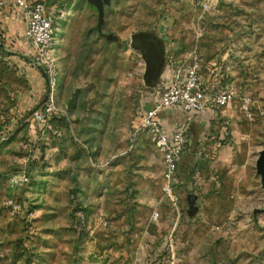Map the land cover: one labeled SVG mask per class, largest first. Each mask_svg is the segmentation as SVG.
Masks as SVG:
<instances>
[{
  "label": "rangeland",
  "instance_id": "1",
  "mask_svg": "<svg viewBox=\"0 0 264 264\" xmlns=\"http://www.w3.org/2000/svg\"><path fill=\"white\" fill-rule=\"evenodd\" d=\"M45 1L60 109L37 121L20 108L14 5L0 0V264H264V0H104L101 20L89 0ZM138 30L162 36L156 80ZM192 53L203 81L235 94L187 134L168 181L134 118Z\"/></svg>",
  "mask_w": 264,
  "mask_h": 264
},
{
  "label": "built area",
  "instance_id": "2",
  "mask_svg": "<svg viewBox=\"0 0 264 264\" xmlns=\"http://www.w3.org/2000/svg\"><path fill=\"white\" fill-rule=\"evenodd\" d=\"M12 4L14 8L23 11L26 19L24 37L32 49L29 61L41 65L46 75V96L30 113L37 121L45 120L60 109L56 103L59 69L55 51L54 14L45 0H12ZM234 94L233 87L228 85H206L201 76L200 57L197 53H192L184 67L173 70L158 98L138 114L131 138L142 132L150 137L162 158L163 177L169 181L175 174L179 155L187 143V120L206 107H221ZM245 99L247 102L248 97ZM165 105H177L185 112L186 121L179 123L171 131L162 126L158 115ZM219 142L218 140L217 145ZM129 146H132V142ZM168 181L164 187L170 189ZM78 213L82 215V210H78Z\"/></svg>",
  "mask_w": 264,
  "mask_h": 264
},
{
  "label": "crops",
  "instance_id": "3",
  "mask_svg": "<svg viewBox=\"0 0 264 264\" xmlns=\"http://www.w3.org/2000/svg\"><path fill=\"white\" fill-rule=\"evenodd\" d=\"M11 9H12L11 12H8L6 15H4L3 18L9 24L13 22L14 25L16 26L11 28L8 31V33L13 38L14 42H18L19 51L9 54L8 57L11 60H13L12 62L16 67V72L21 73L22 76L27 79L28 86L22 89V91H20L19 93L21 97L20 108L25 110L26 107H29L31 108L30 109L31 112V110L35 106H38L43 100V96L46 91L47 80L42 66L40 67V65L33 64L29 61V57L31 55L32 49L29 46L28 40L24 37L26 19L23 11L18 8H11ZM28 51L30 53H28ZM166 73L164 72L162 73V75ZM169 74H171V72ZM168 76L164 77L163 80L166 81L163 82V86L168 83L169 81ZM204 83L209 86L215 85L214 83H212L207 79L204 80ZM159 93L153 94L152 91L146 92L145 98L147 100V104L144 105V108L150 106L154 102V100L158 98ZM219 110H220L219 107H206L203 110L197 111L191 119L187 120V124H188L187 134L192 133L194 131L195 125H201L215 118H219V116H221ZM158 115L162 126L169 131H171L179 123L186 121L185 112L177 105H165L159 110ZM136 118L137 116L134 119L136 120ZM137 136L138 134L135 137ZM182 152L179 155L178 161L181 158Z\"/></svg>",
  "mask_w": 264,
  "mask_h": 264
},
{
  "label": "water",
  "instance_id": "4",
  "mask_svg": "<svg viewBox=\"0 0 264 264\" xmlns=\"http://www.w3.org/2000/svg\"><path fill=\"white\" fill-rule=\"evenodd\" d=\"M94 2L98 7L99 20L102 19L104 11V0H89ZM161 35L155 34L148 30H138L131 33L130 44L141 50V53L146 62V72L151 69V74L148 79L156 80L161 66L163 64V53H162V39ZM41 67V65H40ZM147 75V73H146ZM46 93L43 96L45 98ZM35 106L34 108H36ZM33 108V109H34ZM32 109V110H33ZM31 110V111H32ZM256 171L259 173L260 185L264 188V138L263 145L259 148L256 159H255ZM263 211L264 206H256L252 212L255 215L257 212Z\"/></svg>",
  "mask_w": 264,
  "mask_h": 264
},
{
  "label": "flooded vegetation",
  "instance_id": "5",
  "mask_svg": "<svg viewBox=\"0 0 264 264\" xmlns=\"http://www.w3.org/2000/svg\"><path fill=\"white\" fill-rule=\"evenodd\" d=\"M162 53H163V58H164V46L162 44ZM151 74V69L147 72V78L150 76Z\"/></svg>",
  "mask_w": 264,
  "mask_h": 264
},
{
  "label": "trees",
  "instance_id": "6",
  "mask_svg": "<svg viewBox=\"0 0 264 264\" xmlns=\"http://www.w3.org/2000/svg\"><path fill=\"white\" fill-rule=\"evenodd\" d=\"M39 106V105H38Z\"/></svg>",
  "mask_w": 264,
  "mask_h": 264
}]
</instances>
